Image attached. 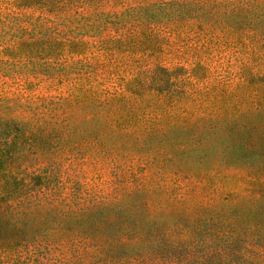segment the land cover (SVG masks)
<instances>
[{
  "label": "trees",
  "instance_id": "trees-1",
  "mask_svg": "<svg viewBox=\"0 0 264 264\" xmlns=\"http://www.w3.org/2000/svg\"><path fill=\"white\" fill-rule=\"evenodd\" d=\"M0 264H264V0H0Z\"/></svg>",
  "mask_w": 264,
  "mask_h": 264
},
{
  "label": "rangeland",
  "instance_id": "rangeland-1",
  "mask_svg": "<svg viewBox=\"0 0 264 264\" xmlns=\"http://www.w3.org/2000/svg\"><path fill=\"white\" fill-rule=\"evenodd\" d=\"M241 207H246V208L250 207V202L247 200H244L243 202H241Z\"/></svg>",
  "mask_w": 264,
  "mask_h": 264
}]
</instances>
